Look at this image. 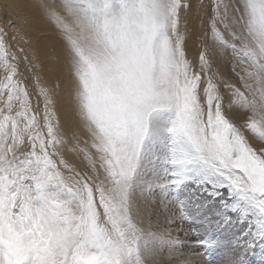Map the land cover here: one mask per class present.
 Instances as JSON below:
<instances>
[{
    "label": "snow or ice",
    "instance_id": "1",
    "mask_svg": "<svg viewBox=\"0 0 264 264\" xmlns=\"http://www.w3.org/2000/svg\"><path fill=\"white\" fill-rule=\"evenodd\" d=\"M33 7L65 42L85 135L61 126L46 60L12 50L26 33L0 28V264H203L212 250L246 264L264 247V143L249 138L264 141V0ZM192 20L212 41L198 63Z\"/></svg>",
    "mask_w": 264,
    "mask_h": 264
},
{
    "label": "bare ground",
    "instance_id": "2",
    "mask_svg": "<svg viewBox=\"0 0 264 264\" xmlns=\"http://www.w3.org/2000/svg\"><path fill=\"white\" fill-rule=\"evenodd\" d=\"M38 2L40 0H0V12H4L7 17L5 26H9L10 31L8 33L11 36L16 33L17 28L21 29L22 33H26L25 35L18 36L17 40L12 41V44L14 46L19 44L29 55H32L33 49H35L36 54L41 59L46 60L43 69L36 68V71L41 73L42 77L50 86L56 87L57 118L65 130L69 133L73 131L78 132L83 139L85 134L80 129V117L71 87L72 77L68 72V66L65 60V42L57 28L43 12L33 7ZM46 2L49 5L59 4V0H46ZM193 3L199 6L201 0H193ZM202 3L203 7L207 9L210 0H202ZM11 18L14 20V24L12 25H10L12 22L10 20ZM0 28H3L1 21ZM185 34L187 56L189 60L198 63V52L206 45L211 47V38L207 35L204 27L195 20H192L188 24ZM13 50H16V48L14 47ZM17 55L22 57L23 53H17ZM58 57L60 58V63L56 65ZM229 64L227 60L221 59L219 64L220 69L225 72H230L232 66L230 67ZM232 118L239 123L240 112L234 109ZM69 138L71 139V135ZM249 138L253 143H264V141H259L258 138L251 134H249Z\"/></svg>",
    "mask_w": 264,
    "mask_h": 264
},
{
    "label": "rangeland",
    "instance_id": "3",
    "mask_svg": "<svg viewBox=\"0 0 264 264\" xmlns=\"http://www.w3.org/2000/svg\"><path fill=\"white\" fill-rule=\"evenodd\" d=\"M6 18L7 17L5 15V13L4 12H0V21L2 22L3 29L8 32V31H10V28H9V26H5ZM10 20L12 21L10 25L14 24V20L12 18ZM10 37H11V35L9 34V38ZM10 42L12 43V41H10ZM202 45H203V43H202ZM14 47L15 46L13 45L12 50L14 49ZM13 51H15V50H13ZM229 61L227 60L228 64L230 63ZM229 65H230V67L232 66L231 63ZM24 67H25V65L22 62L21 63V68H24ZM35 71H36V69H35ZM25 76L28 77L29 82L31 83L32 82L31 81V73L25 72ZM153 225L154 226H159L161 228L167 227V225H165L163 219H160L159 223L157 225V222H156L155 218H153ZM185 228L187 229L188 226L185 225ZM191 228L195 229V230H198V231H202L203 230L201 224L198 221L194 222L191 225ZM180 235H181V237H184V232H181ZM221 238L223 240L227 241L228 239L231 238V234L228 233V232L222 233L221 234ZM190 239L194 240L195 236L193 235ZM193 250L194 251H201V252L204 251V249H198V248L197 249H193ZM209 258L213 261V264H219V261L222 259V251H217V250L209 251L207 253L206 257H202L201 258L203 264H207V261H208ZM246 264H264V247H261V245L259 243H257V245L255 246L254 250L247 255Z\"/></svg>",
    "mask_w": 264,
    "mask_h": 264
}]
</instances>
